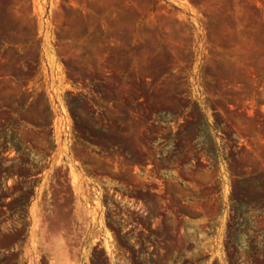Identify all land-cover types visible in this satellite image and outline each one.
I'll list each match as a JSON object with an SVG mask.
<instances>
[{
  "label": "rangeland",
  "instance_id": "rangeland-1",
  "mask_svg": "<svg viewBox=\"0 0 264 264\" xmlns=\"http://www.w3.org/2000/svg\"><path fill=\"white\" fill-rule=\"evenodd\" d=\"M0 264H264V0H0Z\"/></svg>",
  "mask_w": 264,
  "mask_h": 264
}]
</instances>
